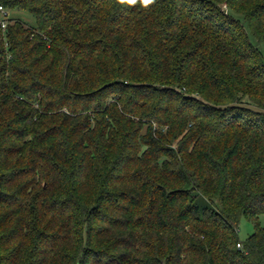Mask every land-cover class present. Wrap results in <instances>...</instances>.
Masks as SVG:
<instances>
[{
    "label": "trees",
    "instance_id": "16d2710c",
    "mask_svg": "<svg viewBox=\"0 0 264 264\" xmlns=\"http://www.w3.org/2000/svg\"><path fill=\"white\" fill-rule=\"evenodd\" d=\"M0 5V264H264V0Z\"/></svg>",
    "mask_w": 264,
    "mask_h": 264
},
{
    "label": "rangeland",
    "instance_id": "374dc122",
    "mask_svg": "<svg viewBox=\"0 0 264 264\" xmlns=\"http://www.w3.org/2000/svg\"><path fill=\"white\" fill-rule=\"evenodd\" d=\"M223 9H226L225 6H222ZM5 11L7 12V17L6 18H18L25 22L29 26H34L36 24V20L34 16L22 9H9L5 8ZM236 18L240 19L243 21L240 15L236 13H232ZM244 23V21H243ZM250 40L252 44L259 50L261 53V56L264 60V43L263 42H258L255 40L250 33H248ZM199 204L206 205V201L203 199H198ZM261 220V225L264 226V214L261 215L260 217ZM253 232V225L245 218H242L239 225H238V235L241 239L246 238L248 235H250Z\"/></svg>",
    "mask_w": 264,
    "mask_h": 264
},
{
    "label": "built area",
    "instance_id": "2783aa9c",
    "mask_svg": "<svg viewBox=\"0 0 264 264\" xmlns=\"http://www.w3.org/2000/svg\"><path fill=\"white\" fill-rule=\"evenodd\" d=\"M7 17V12L5 11V7L0 5V24L3 29L6 28L7 21L5 20ZM240 246V244H238Z\"/></svg>",
    "mask_w": 264,
    "mask_h": 264
},
{
    "label": "clouds",
    "instance_id": "9594fccd",
    "mask_svg": "<svg viewBox=\"0 0 264 264\" xmlns=\"http://www.w3.org/2000/svg\"><path fill=\"white\" fill-rule=\"evenodd\" d=\"M120 2L123 3L124 0H120ZM127 2H128L129 4H135V3L137 2V0H127ZM154 2H155V0H140V3H141L143 6H145V7H147V6L150 5V4H153Z\"/></svg>",
    "mask_w": 264,
    "mask_h": 264
}]
</instances>
